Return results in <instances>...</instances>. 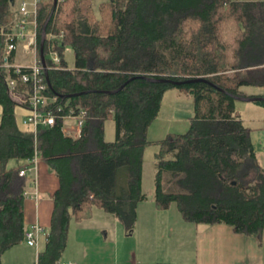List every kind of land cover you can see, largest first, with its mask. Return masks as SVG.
I'll list each match as a JSON object with an SVG mask.
<instances>
[{"label": "trees", "instance_id": "obj_1", "mask_svg": "<svg viewBox=\"0 0 264 264\" xmlns=\"http://www.w3.org/2000/svg\"><path fill=\"white\" fill-rule=\"evenodd\" d=\"M94 1L58 0L47 26V95L57 97L55 105L87 112L83 133L74 138L64 135L61 122L39 127L36 135L33 128H20L16 109L21 105L8 90V80L18 75L6 65L2 33L13 29L6 19L15 11V0H0V264L25 239L29 180L20 169L36 153L59 178L38 264H59L72 218L91 219L95 208L135 227L138 205L147 199L143 171L150 145L158 147L157 209L176 203L187 222L228 224L237 233L261 235L264 165L236 97L262 96L243 88H264V0H99L97 9ZM52 8L53 0L39 6L38 52ZM67 47L74 53L73 67ZM51 51L58 52L59 65L53 64ZM15 57L13 51L8 63L15 64ZM197 77L206 81L152 80ZM169 90L193 99L190 127L151 142L149 127ZM256 103L264 106V100ZM109 120L115 123L113 140L105 136ZM13 159L20 163L9 167Z\"/></svg>", "mask_w": 264, "mask_h": 264}, {"label": "rangeland", "instance_id": "obj_2", "mask_svg": "<svg viewBox=\"0 0 264 264\" xmlns=\"http://www.w3.org/2000/svg\"><path fill=\"white\" fill-rule=\"evenodd\" d=\"M20 1H15V8L20 5ZM98 3L99 0L93 3L96 9ZM31 59L24 58L19 52L15 63L29 64L32 61ZM66 60L70 67L74 66V53L71 47L66 48ZM243 90H246L245 92L248 94H262L260 97H264V88L246 87ZM176 92V90H173L166 94L163 101V116H167L169 109L174 108L176 100L174 94ZM253 102L256 103V101H251L248 104L254 106ZM183 104L184 107H179L180 116H189L190 119L194 109L193 99L187 96ZM16 114L21 129H32V126L22 123L24 116L27 115V111L23 107L17 106ZM1 115L2 106L0 105V120ZM105 136L107 140L115 138V123L113 120L106 122ZM258 141L255 136L254 142L256 145H258ZM157 150V146L150 145L145 152L143 191L147 194L148 199L140 202L135 227L129 229L113 214L107 213L100 208H95L93 219L82 221L85 228L90 229L83 231L86 237L91 233L92 237L88 240L90 249L84 253L83 246L76 242L74 227L72 239L64 252V258L80 261L86 255L90 259L86 264H132L133 262L138 264H166L165 261L168 262L171 258H186L185 255L193 249L190 244L192 240L186 238L187 233H190L189 228L192 232H195L197 227L195 226L196 224L187 222L182 218L176 203H173L170 209L167 210H160L155 206L154 162ZM18 162V160L13 159L8 166L18 165ZM72 224H75L74 218H72ZM111 247L112 251H110ZM29 249L31 251L30 264H36L34 249Z\"/></svg>", "mask_w": 264, "mask_h": 264}, {"label": "crops", "instance_id": "obj_3", "mask_svg": "<svg viewBox=\"0 0 264 264\" xmlns=\"http://www.w3.org/2000/svg\"><path fill=\"white\" fill-rule=\"evenodd\" d=\"M18 7L19 6L15 8L13 14L7 17L6 21L8 24L13 25L15 23ZM18 53L19 52L16 53L15 62L18 58ZM20 53L23 56V53ZM169 91L165 93L163 101ZM183 95L184 94L178 92L174 94V97L176 98L175 105L174 108L169 109L167 116H163L162 101L161 112L151 123L148 130L147 137L149 141L154 142L162 140L169 133H185L188 131L190 127L189 116H180L179 111V107H184V99H187V96ZM248 103H251V101L237 100V110L239 111L244 124L252 129V139L255 151L257 152L259 161L264 165V106L255 102H253L254 106ZM255 136L256 140H259L258 145L254 142ZM38 180V200L33 197H26L25 200V228L27 230L31 225L39 223L45 228L47 234L42 236L38 251L35 247L27 244L24 239L22 243L12 247L3 255L2 264H30L31 251L29 248L34 249L36 264H38L39 252L44 248L50 231L51 217L54 207L53 195L59 187V178L55 171H53L45 162L39 161ZM29 188L32 189L31 186ZM83 223L84 222L75 221V224H72L71 220L68 243H70L72 239L73 229L75 227L74 235L76 242L83 246L85 253V251L90 249V242L88 240L92 236L90 235L91 233L87 237L84 235L83 231L90 229L85 228ZM88 226L90 225L88 224ZM195 226L197 227L196 231L192 232L189 228L190 233H187L186 236V238L192 240L190 241V244L193 249L185 255L186 258H171L168 262L165 261L166 264H264V231L258 236H247L235 232L233 227L228 224H196ZM110 251H112V247ZM88 261H90V259L87 258L86 255L83 256L82 260L78 261L75 259L70 260L69 258H64L63 254L59 264L63 262L86 264ZM132 264L136 263L133 262Z\"/></svg>", "mask_w": 264, "mask_h": 264}, {"label": "built area", "instance_id": "obj_4", "mask_svg": "<svg viewBox=\"0 0 264 264\" xmlns=\"http://www.w3.org/2000/svg\"><path fill=\"white\" fill-rule=\"evenodd\" d=\"M43 2L45 0H22L17 10L13 29L5 34L6 58L13 51L22 52L25 58H32L29 64H14V72L18 76L8 80L9 94L27 111L22 123L32 126L35 135L39 127H52L57 122H61L64 135L78 138L83 133L87 117L86 110L79 106L66 108L62 104L55 105L54 99L47 95L45 69L38 52L39 5ZM50 38L54 39L56 35L51 34ZM50 58L54 65L60 64L57 52H52ZM38 164L39 159L36 153L28 164L20 169V175L29 180V186L24 192L25 197H33L36 200L39 198ZM30 186L32 189L29 188ZM46 234L45 228L36 223L25 231V240L38 251L41 238ZM61 264L78 263L63 262Z\"/></svg>", "mask_w": 264, "mask_h": 264}, {"label": "water", "instance_id": "obj_5", "mask_svg": "<svg viewBox=\"0 0 264 264\" xmlns=\"http://www.w3.org/2000/svg\"><path fill=\"white\" fill-rule=\"evenodd\" d=\"M57 5H58V0H53V8H52L47 20L45 21L43 29H42L41 41H40V51H39L43 67L45 69V75H46V77L48 79V83H49L50 87H51V83L49 81V76H48L47 61H46V57H45V53H44V46H45V40L47 38V25H48L50 19L52 18V14L55 12ZM152 80L156 81V82H170V83L175 84V85H179V84H182V83H192V82L206 81L203 78H193V79H188V80H185V81H177V80H172V79H167V78H165V79L164 78L163 79H152ZM115 92L116 91H114V92L110 91V93H115ZM236 99L244 100V101H259V100H264V97L248 96V97H236Z\"/></svg>", "mask_w": 264, "mask_h": 264}, {"label": "bare ground", "instance_id": "obj_6", "mask_svg": "<svg viewBox=\"0 0 264 264\" xmlns=\"http://www.w3.org/2000/svg\"><path fill=\"white\" fill-rule=\"evenodd\" d=\"M39 6H40V5H39ZM57 6H58V5H57ZM56 8H57V7H56ZM53 14H54V13H53ZM53 14H52V16H53ZM51 19H52V18H51ZM51 19H50V20H51ZM49 22H50V21H49ZM48 24H49V23H48ZM47 26H48V25H47ZM9 32H10V31H8V32H4V31H2L3 34H7V33H9ZM45 42H46V40H45ZM44 48H45V46H44ZM52 52H56V51H51V52H50V57H51ZM44 53H45V49H44ZM57 53H58V52H57ZM5 56H6V54H5ZM45 57H46V56H45ZM6 65H7L8 68H10V69H14V67H13L14 64H13V65L9 64V63H8V58H6ZM47 70H48V67H47ZM48 76H49V74H48ZM45 77H46V75H45ZM197 78H200V77H197ZM203 79H204V78H203ZM205 80H206V79H205ZM45 81H46V83H47V88H48V90H49V87H50V86H49V83H48V79H47V77H46ZM48 90H47V91H48ZM51 98L54 99L55 102L57 101V97H51ZM75 107H76V106H75Z\"/></svg>", "mask_w": 264, "mask_h": 264}]
</instances>
